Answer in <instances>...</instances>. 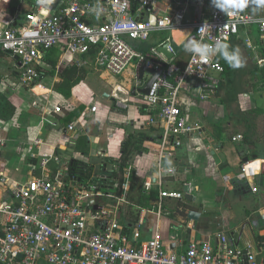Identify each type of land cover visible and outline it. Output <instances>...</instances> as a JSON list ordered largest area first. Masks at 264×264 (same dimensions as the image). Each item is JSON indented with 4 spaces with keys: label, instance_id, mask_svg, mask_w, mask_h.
I'll return each instance as SVG.
<instances>
[{
    "label": "built area",
    "instance_id": "2783aa9c",
    "mask_svg": "<svg viewBox=\"0 0 264 264\" xmlns=\"http://www.w3.org/2000/svg\"><path fill=\"white\" fill-rule=\"evenodd\" d=\"M40 2L21 23L3 26L0 22V53L17 58L19 85L38 86L42 57L56 48L73 57L77 66L92 65L111 77L133 68V77L126 81L130 87L113 84L107 95L112 106L127 110L134 92L152 113L146 126L157 129L159 138L142 147L156 155V170L143 178L141 190L146 195L157 190V199L146 208L129 200L134 170L130 162L124 167L119 161L108 163L99 152L96 158L103 161L97 168L92 165L88 178L78 179L70 175L69 161L58 155L37 159L33 152L45 142L36 138L27 148V178L15 180L0 173V264H259L257 251L264 249V242L240 249L225 232L191 242L179 253L164 244L157 227L151 239H141L148 215L157 220L168 215L164 201L184 202L186 194L193 197L198 192L190 182L182 184L187 193L164 189L166 179L177 172L165 161L174 159L184 140H192L201 129L183 113V91L204 100L215 94L224 73L219 55L205 62L190 53L180 68L172 62L175 44L169 38L146 51L142 44L156 32L189 29L194 39L214 46L250 25L264 35V18L251 15L248 5L225 15L211 0H168L165 10L159 9L163 0H54L46 16L41 15ZM94 8L103 10L98 20ZM205 24L209 28L199 32ZM165 44L167 53L173 54L170 60L158 50ZM156 62L165 68L149 94L142 96L137 91L147 82L138 79L137 70L143 63L146 69L158 71ZM96 111V106L89 109L91 114ZM53 112L61 113L60 107L53 106ZM67 131L74 133V140L84 134L83 126L74 123ZM256 161L241 164L236 175L252 193L257 192L255 178L264 169L263 162L255 169ZM131 209L137 211L134 222L127 217Z\"/></svg>",
    "mask_w": 264,
    "mask_h": 264
},
{
    "label": "crops",
    "instance_id": "0c3cea01",
    "mask_svg": "<svg viewBox=\"0 0 264 264\" xmlns=\"http://www.w3.org/2000/svg\"><path fill=\"white\" fill-rule=\"evenodd\" d=\"M37 3L38 0L35 4L31 0H0L1 25L21 23L25 14L31 12ZM167 4L168 0H163L159 9L165 10ZM24 7L26 11H23ZM8 10H12L14 15H10ZM247 10L257 18H264V9L247 7ZM188 20L189 18L186 21ZM174 30L170 33H153L147 42L156 45L157 41L159 43V33H164L168 35L166 38L179 47L191 37L189 29ZM172 33L178 43L172 39ZM227 43L231 45L230 50L236 47L240 49L244 66L233 69L219 56L221 64L226 67V74L220 76V87L214 95L203 100L197 94L183 91V113L189 123L198 125L201 129L192 140H184L174 159L165 161L166 165L175 167L177 172L166 179L164 189L181 192L184 190L182 184L190 182L198 192L193 197L190 196L191 201H188L186 196L184 202L164 201L168 215L162 216L160 220L148 215L141 230V239L149 240L155 228H159L164 244H168L176 253L184 251L191 242H204L208 237L212 239L211 236L218 232H225L233 245L240 249L264 242V169L255 178L256 193L251 192L245 181L236 179L244 159L264 163V35L260 34L256 25H250L240 28L237 36H233ZM148 47L151 46L142 44L143 50ZM50 61L54 65L49 63ZM75 62L73 57L59 48L47 51L38 67L39 72L46 74L38 86L26 88L19 85L18 60L9 54L0 53V96L14 109L9 120L0 119V173L4 172L15 180L27 178V148L36 138L45 142L38 151L33 152L37 159L43 155L55 154L60 156L62 161L76 159L89 163L90 156L95 158L99 152H103L107 162L114 163L119 161L120 145L125 135L151 128L146 126V121L152 113L140 96L132 98H142L141 104L132 106L130 100L127 110L117 109L109 103L99 104L95 114L89 112L90 107L94 106L90 100L96 98V95H93L91 77H98L109 90L113 84L129 88L126 81L133 77V68L128 69L122 76L111 77L107 73L97 71L92 65H88V70V66L79 67ZM72 66H76L84 77L75 83L67 97L64 92H57L54 86L61 83V74L65 69ZM149 79V74L144 73L141 81L147 82ZM144 85L145 83L142 84ZM89 102L91 106L88 105ZM233 105L235 109H232ZM53 106H59L61 113H54ZM79 106L83 107L79 116L72 121H66V115ZM131 107H135L133 113L129 112ZM105 119L106 126H113L112 132L118 131L121 134L120 139L116 140L119 152L115 160L99 146V137L90 138L92 124L103 125ZM203 121L208 125H203ZM71 123L82 125L84 129V134H80L76 140L74 133L67 131ZM220 129L223 131V137L218 136ZM238 136L241 139L234 141ZM80 137L88 139L87 156L75 150V144ZM109 138H113V135H109ZM144 154L153 158L155 171L156 155L144 148L143 152L132 157L130 164L135 166L136 161L141 160ZM168 161H171V165ZM145 164H140L145 170L142 172L133 167L135 182L140 179L142 183L143 178L153 172L152 166L146 169ZM224 177L229 179L228 182L224 181ZM155 191L157 193V190ZM190 211L199 214L197 220L187 218ZM128 214V219L134 222L137 211L131 209ZM211 243H214L213 240ZM257 260L259 264H264V249L257 251Z\"/></svg>",
    "mask_w": 264,
    "mask_h": 264
},
{
    "label": "trees",
    "instance_id": "16d2710c",
    "mask_svg": "<svg viewBox=\"0 0 264 264\" xmlns=\"http://www.w3.org/2000/svg\"><path fill=\"white\" fill-rule=\"evenodd\" d=\"M8 12L10 15H14V12H12V10H8ZM172 39L176 41L174 37V33H172ZM164 40H166V37L161 39L159 43ZM176 43L178 42L176 41ZM146 50L147 48L144 51ZM174 52H175V57L173 58L172 62L178 67L182 68L184 66V63H186L190 53H186L184 51L183 45L179 47L174 45ZM49 63L53 64L51 61ZM224 68L225 71L222 75L226 74V67ZM45 74H46L45 72H40V79ZM61 76H62L61 83L56 84L54 88L57 92H64L65 96L68 97L70 89L75 85V83L83 79L84 74H81L80 70H78L76 66H72L70 68H66L65 71L61 74ZM219 87L220 85L217 87L216 92L219 89ZM0 105H1L0 119L3 121L9 120L13 116V112H14L13 107L9 104V102H7L1 96H0ZM82 109L83 107L79 106L77 109L71 111L66 115L65 120L68 122L72 121L75 117L79 116V113L82 111ZM218 136L223 137L222 129L218 130ZM158 138H159V131L152 127L139 130L137 131V133H130L126 135L120 145L121 154L119 157V162L121 163L122 167L126 166L134 155L143 152L142 145L145 142L155 141ZM75 150L77 152H81L83 156H87L89 150L88 139L86 137H80L75 144ZM109 162H112V160H109ZM69 168H70V175H73L78 179L88 178L93 170L92 164L85 163L76 159H71L69 161ZM132 176L133 177H132V185H131V193H130L131 196H129V200L138 207L141 208L149 207L151 203L157 199L156 191H152L148 195L144 194L143 191L141 190L142 183L140 179H137L135 182L134 175Z\"/></svg>",
    "mask_w": 264,
    "mask_h": 264
},
{
    "label": "clouds",
    "instance_id": "9594fccd",
    "mask_svg": "<svg viewBox=\"0 0 264 264\" xmlns=\"http://www.w3.org/2000/svg\"><path fill=\"white\" fill-rule=\"evenodd\" d=\"M54 0H41V15H47L51 4ZM249 0H211V4L225 15H233L237 11L243 10L248 5ZM256 9H264V0H252ZM102 9L94 8L93 12L98 20L102 14ZM205 28H209L208 25H204L200 28L199 32H203ZM231 45L227 42H217L214 46L197 41L190 37L187 43L184 44V51L186 53L193 54V57H199L202 61H207L213 56L219 55L226 63L233 69H239L244 66L240 55V49L238 47L230 50ZM171 165V161L167 162ZM168 171H173L171 167ZM159 175V173H156Z\"/></svg>",
    "mask_w": 264,
    "mask_h": 264
},
{
    "label": "rangeland",
    "instance_id": "374dc122",
    "mask_svg": "<svg viewBox=\"0 0 264 264\" xmlns=\"http://www.w3.org/2000/svg\"><path fill=\"white\" fill-rule=\"evenodd\" d=\"M36 1L37 0H31V2L33 4H35ZM249 7H251V8L255 7V5L253 4L252 0H250V2L248 4V8ZM23 11H26V7H24ZM158 36H160V39H159V41H160L161 39L167 37L168 35L164 34V33H159ZM157 43H158V41H157ZM143 44L144 45H148V46L155 45V44H151L150 41L149 42H144ZM183 48H184V45H183ZM133 63H135V62H133ZM87 68H88V70L90 69L89 66ZM146 78H148V77L146 76ZM91 79H92L91 82L93 84V95H96L95 99H92V98H91L92 100L89 99L90 102H92L91 105L93 104L94 106H96L98 108H99V104L109 105V103H110L109 100L106 99V98H103V94L104 93L108 94L110 92L108 87H106V84L103 81L99 80L98 77H96V79H95V77H91ZM89 100H86V102H88ZM131 100H132L131 101L132 106H135V105L138 106V104H141V102H142V98H138V97L132 98ZM90 102L88 103V105L90 104ZM91 105H89V106H91ZM233 108H234V105H233L232 109ZM134 111H135V107L129 108V112L130 113H133ZM209 115H210V112L207 113V116H209ZM213 116L215 117L216 114H214ZM96 117L98 118V116H96ZM92 121H93V118H92ZM106 122H107V120L105 119L104 122H103V125L102 124H100V125L99 124H97V125L96 124H92V131H91L90 138L92 139L95 136L99 137V140H100L99 146L104 148L106 153L108 155H110V157L115 160V159H117L118 152H119V148L116 146V140L120 139L121 134L118 131L117 132H112V127L113 126L110 125V124H107L108 126H106L105 125ZM202 124L205 125V126L208 125V123H206L205 121H203ZM134 133H137V131H135ZM109 135H113V138H109ZM93 148H96V147H93ZM25 152H26V150H24V153ZM87 161H89V159ZM102 161H103V158H96V157L93 158V157L90 156L89 163L92 164L93 166H95V168H97V165L99 163H101ZM143 163H146L145 164L146 165L145 166L146 169L150 168V165H151L152 166L151 170L152 171L154 170L153 158L150 157L148 154H144L142 159L139 160L138 162L136 161L135 166H133V167H135V168L137 167L138 172L145 171L144 169H142L143 166L140 165V164H143Z\"/></svg>",
    "mask_w": 264,
    "mask_h": 264
},
{
    "label": "water",
    "instance_id": "95a60500",
    "mask_svg": "<svg viewBox=\"0 0 264 264\" xmlns=\"http://www.w3.org/2000/svg\"><path fill=\"white\" fill-rule=\"evenodd\" d=\"M192 38H194L193 36H191ZM190 39V38H189ZM188 39V40H189ZM188 40L186 41V43L188 42ZM166 47L167 45H163L161 46L158 50L160 53H162L168 60L172 59L173 58V54L171 53H167V50H166ZM15 59H17L15 57ZM156 65L160 66V70L158 71H155V70H149V69H146L145 65L142 63L137 72H138V79L141 81L143 79V75L144 73H148L151 77L150 79L147 81V83L144 85V87L142 89H139L137 92L142 95V96H146L149 94L150 92V89H151V86L153 85V83L155 82V80L160 76L161 74V70L163 68H165V64L162 63V62H156ZM132 96H134V92H132ZM104 97L105 98H108V95L107 94H104ZM248 160L247 159H244V163H246ZM184 192L187 193L188 192V189L187 188H184ZM186 199L188 201H191V197L189 195L186 194ZM199 217V214L196 213V212H193V211H190L188 212V215H187V218L189 220H197Z\"/></svg>",
    "mask_w": 264,
    "mask_h": 264
},
{
    "label": "bare ground",
    "instance_id": "6f19581e",
    "mask_svg": "<svg viewBox=\"0 0 264 264\" xmlns=\"http://www.w3.org/2000/svg\"><path fill=\"white\" fill-rule=\"evenodd\" d=\"M176 30H180V29H175L174 31H176ZM183 31V30H182ZM172 37V36H171ZM114 82V81H113ZM261 164V162H259V160L258 161H256L254 164H253V167L255 168V169H257L258 168V166ZM248 172H250V170H248Z\"/></svg>",
    "mask_w": 264,
    "mask_h": 264
}]
</instances>
